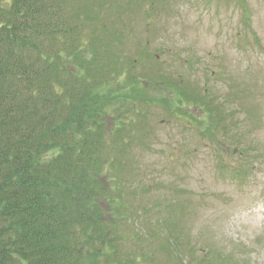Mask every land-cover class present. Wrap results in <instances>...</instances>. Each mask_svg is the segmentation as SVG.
<instances>
[{"label": "trees", "instance_id": "obj_1", "mask_svg": "<svg viewBox=\"0 0 264 264\" xmlns=\"http://www.w3.org/2000/svg\"><path fill=\"white\" fill-rule=\"evenodd\" d=\"M156 1L0 0V264H161L160 230L169 261L186 249L174 208L149 228L150 206L127 188L139 139L129 112L139 100L185 116L196 107L203 116H190L211 139L227 126L206 89L161 75L137 44L123 57L126 23ZM154 85L164 97L147 92ZM203 249L198 264H215Z\"/></svg>", "mask_w": 264, "mask_h": 264}, {"label": "rangeland", "instance_id": "obj_2", "mask_svg": "<svg viewBox=\"0 0 264 264\" xmlns=\"http://www.w3.org/2000/svg\"><path fill=\"white\" fill-rule=\"evenodd\" d=\"M243 1L247 19L239 0H158L155 7L142 4L126 23L123 57H136L137 44L155 57L161 75L206 89L227 126L211 139L190 116H203L196 107L185 116L139 100L137 113L129 112L139 139L128 156L127 188L138 191L139 208H151L134 217L148 214L147 227L163 228L157 219L170 206L188 237L169 261L160 230L155 263L198 264L209 246L215 264H264V0ZM157 86L147 92L164 97ZM236 167L243 168L241 179L232 177Z\"/></svg>", "mask_w": 264, "mask_h": 264}]
</instances>
